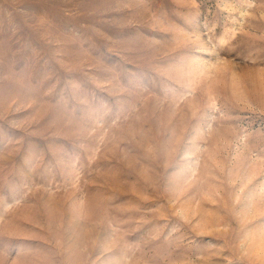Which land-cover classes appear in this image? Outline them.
Here are the masks:
<instances>
[{"label": "rangeland", "instance_id": "obj_1", "mask_svg": "<svg viewBox=\"0 0 264 264\" xmlns=\"http://www.w3.org/2000/svg\"><path fill=\"white\" fill-rule=\"evenodd\" d=\"M0 264H264V0H0Z\"/></svg>", "mask_w": 264, "mask_h": 264}]
</instances>
